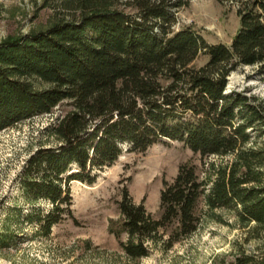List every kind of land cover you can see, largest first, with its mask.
Here are the masks:
<instances>
[{
  "label": "trees",
  "instance_id": "16d2710c",
  "mask_svg": "<svg viewBox=\"0 0 264 264\" xmlns=\"http://www.w3.org/2000/svg\"><path fill=\"white\" fill-rule=\"evenodd\" d=\"M217 1L238 3L239 27L228 45L175 28L184 0H125L132 11L78 0L72 7L78 17L0 40V131L63 102L69 106L46 127L56 143L39 146L20 172L26 199L51 206L30 209L25 222L48 235L64 219L75 220L73 181L94 183L124 146L144 152L176 140L201 158L233 154L234 161L208 164L205 177L196 164H180L171 180L162 178L158 217L124 187L121 221L110 226L124 255L142 258L150 244L168 249L194 232L201 200L264 229V103L227 90L240 66L258 65L264 76V0ZM201 56L205 61L196 65ZM32 79L48 86L36 88ZM11 210L18 221L22 210ZM15 236L4 227L0 247L11 246ZM233 264H264V249L241 252Z\"/></svg>",
  "mask_w": 264,
  "mask_h": 264
},
{
  "label": "rangeland",
  "instance_id": "374dc122",
  "mask_svg": "<svg viewBox=\"0 0 264 264\" xmlns=\"http://www.w3.org/2000/svg\"><path fill=\"white\" fill-rule=\"evenodd\" d=\"M77 1L0 0V40L78 17L79 11L72 9ZM96 1L100 6L114 5L132 11L124 7L125 0ZM184 1L175 13L176 29L190 27L208 43L230 44L239 27L236 1ZM204 61L201 56L195 64ZM32 82L36 88L48 86L36 79ZM232 89L254 95L264 103V76L258 65L240 66L233 71L227 84V90ZM68 109L63 102L49 114L34 116L0 131V230L5 227L18 235L11 246L0 247V264H233L241 252L257 254L264 249V229H255L254 223L240 222L233 210L209 209L201 200L197 207L199 224L194 232L168 249L160 242L150 244L149 254L142 258L130 259L124 255L110 232L111 224L122 218L118 201L124 187L134 202L144 199L147 211L158 217L162 178L171 180L180 164H196L205 177L208 164L225 167L234 161L233 154L201 158L176 140L160 141L144 152H128L124 146L111 166L98 171L94 183L73 181L70 191L75 220L64 219L48 235H42L34 223L23 218L32 208L47 211L51 206L44 201H28L20 188L19 175L33 151L56 143L46 127ZM13 207L22 210L18 221L13 216Z\"/></svg>",
  "mask_w": 264,
  "mask_h": 264
}]
</instances>
